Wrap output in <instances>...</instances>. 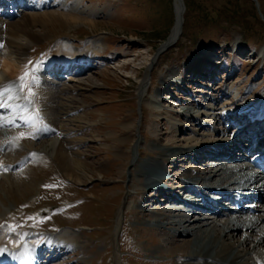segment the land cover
<instances>
[{"label": "rangeland", "instance_id": "obj_1", "mask_svg": "<svg viewBox=\"0 0 264 264\" xmlns=\"http://www.w3.org/2000/svg\"><path fill=\"white\" fill-rule=\"evenodd\" d=\"M61 1L9 19L19 20L24 14L37 13L33 14L36 18L31 28L43 36L28 45L23 56L27 58L25 69L11 83L22 84L26 96L35 97L30 75L38 62L56 55L69 57L89 51L95 67L79 76L68 75L60 82L67 83L71 88L69 95L75 97L72 107L76 110L73 122L68 124L71 126L68 134L75 138L74 147L84 152L82 157L91 164L90 170L82 183L68 178L54 158L40 150L48 139H40L33 154L28 153L27 146L21 149L10 145L4 154L0 151V159L14 163L12 168L21 157L25 156L23 163L30 161L20 171H9L10 176L0 174V227L12 225L10 237L20 234L24 240L27 233L41 238L51 234L57 238L62 236L61 239L65 234L74 236L77 242L69 247L70 254H64L66 257L53 264H115L112 253L117 255L118 264H177L176 254L183 253L180 247L187 249V243L181 242L177 247L178 235L170 228L160 230L154 224L159 213L176 215L177 212H165L167 204L160 202L162 198L157 193L153 195V188L145 189L138 184L134 164L154 162L160 174L182 185L186 184L180 181L186 168L211 170L214 175L219 166L215 169L214 165L207 164L210 159L205 156L199 158L198 164H191L195 154L186 155L174 170L167 162L161 163L155 153L159 144H183L192 135L186 124L194 127L199 135L206 132L205 127L174 112L188 107L191 111L206 110L205 107L213 104L236 106L263 93L264 0H187L182 32L177 42L163 51L159 50L161 44L174 26L173 0H80L78 8L77 0ZM60 14L75 16L77 21L63 22L57 18ZM50 15L53 17L49 18ZM235 45L241 50L255 47L256 55L252 58L229 55L224 64L207 66L210 73L214 69L213 79L209 81L208 74L204 80L199 78L198 69L204 68L207 54L219 50L230 52L229 48ZM114 57L116 60L107 62ZM144 77L148 87L141 101L137 88L139 79ZM182 77L195 84L187 85ZM197 81L204 86L196 84ZM255 90L258 93L253 94ZM155 96L161 108L154 112L148 107V101ZM185 99L189 101L184 103ZM172 118L180 122L179 127H171ZM134 124H138V130L130 128ZM129 129L139 145L126 158L130 163L125 164V158L117 156L112 146L130 147L114 139H121ZM234 131L232 127L225 129L227 134ZM14 133L0 127V137L4 139L10 140ZM19 137L16 142L27 145L29 134L20 132ZM248 142L247 146L251 139ZM100 166L103 174L98 171ZM162 182L159 179L158 183ZM134 193H138L136 197L129 198ZM127 206L132 213L124 210ZM261 214L264 215V201L257 210L259 218ZM257 216L254 220H260L262 227L264 218L257 219ZM160 221L164 222V218ZM255 232L249 240L264 234V228ZM237 237L245 240V248L246 231L239 230ZM259 247L264 248V242Z\"/></svg>", "mask_w": 264, "mask_h": 264}, {"label": "bare ground", "instance_id": "obj_2", "mask_svg": "<svg viewBox=\"0 0 264 264\" xmlns=\"http://www.w3.org/2000/svg\"><path fill=\"white\" fill-rule=\"evenodd\" d=\"M19 1L21 2V0ZM28 1V9L38 10L41 7L44 8L46 6H51L52 4L50 3H53L56 0ZM79 1L80 0H77L76 2L77 8L79 6ZM65 3H67L66 0ZM12 11H14V9ZM27 14H24L19 20L9 21L10 18L7 19L5 18V14L2 13L1 15L0 13V119H2L0 121V126H6L9 124V122H7L1 116L7 114L9 117H13L11 122V126L13 128H8V132L11 133L14 131V136H16L10 138V140L2 138L3 136L0 137V146L4 147V151L9 150L8 146L10 145H16L21 149H24V147L27 146L28 153L33 154V152H35L34 146L37 144L35 141L40 136L52 135V138L42 143L40 150L52 156L58 163V166L62 172L68 178L75 182L82 183L86 173H88L90 170L89 166H91V164L86 163V159L82 157L85 155L84 152L74 147V136L68 134V130H70L71 127L68 126V124L73 122V114L76 110L74 106L72 107V101L75 100V97L69 95V91L71 92L70 86L66 85L67 83L65 84V82L61 83L57 78L55 80L47 79L43 73L45 69L50 66L53 60L46 61L42 69L39 68V70H34L32 73V85L35 87V97L27 99L22 91V86L18 85V83H11L13 78L16 79L14 76L18 77L25 69L24 65L26 64L27 58L25 59L23 56L27 54L28 45L32 42L38 41L43 37L40 33L33 31L31 28L34 25L33 22L36 18V16L34 17L33 14L36 15L37 13H32L29 15ZM183 14L184 9L181 5V1L175 0V23L168 39L161 44L159 50L162 49L163 51L177 42L182 32ZM64 15L65 14H60L57 18L69 24L77 21L75 20L77 17L74 18L75 16L71 18L70 16L66 17ZM46 16L48 17V14H46ZM51 17L53 16L50 15L49 18ZM88 52L82 53L80 57H78V61H81L83 57L89 56ZM114 60H116V57L110 59L109 61L111 62ZM64 61L67 62L68 58H65ZM151 63H153V59ZM151 63L148 64V68H150ZM125 65L127 66V64ZM139 81L137 94L138 98L141 101H144V93L148 87V81L146 77L139 79ZM215 91L216 90H214V93H216ZM256 93H258L257 90L253 92V94ZM256 97L257 98L253 97L249 100L237 103L236 106H234V103L233 105L231 104L232 106H228L227 103V105L225 104L222 106L213 104L205 107L206 110L200 109L191 111V109L188 107L183 108V110L180 112H174V114L183 116L187 121H195L198 126L205 127L206 132L205 134L202 133L199 135L194 127H190L188 124H186V127H189L192 135L184 139L183 144L181 145H174L173 142L159 144L160 146L157 147L159 150L156 151L155 155L158 156L161 163L167 162L168 164L172 165L174 170L180 166V163L184 161V157L186 155L192 153L199 154L200 152L201 156H203L207 155L208 153L213 154L214 152H218L221 153V156H228L227 153H229L232 149L220 146L226 145L227 142H233V148H239L245 144V141L247 140L246 136H249L250 133H243L246 130L244 128L239 130L237 134H245L244 137H246V139H241L240 142L237 143L234 142L236 141L234 139L236 135H226L224 128L221 129L222 127L220 126V123L221 121H229L227 115L233 111L237 112L241 109H250L255 111L261 110L264 112V91L261 95ZM188 101L189 100L186 102ZM148 107L154 112L159 111L158 109L161 107L156 96L148 101ZM219 110H221V112ZM213 121L216 124L215 126L212 125ZM258 122L259 124H262L261 119H259ZM170 123L172 124L171 127H179L180 125V122H178L176 119L170 120ZM217 124L221 128L218 127ZM17 126L20 128L21 132L30 131L33 134L34 140L27 142V145L23 144L21 146L18 144L16 142V138H18L19 129H14V127ZM182 126H185V123H183ZM130 128L138 130L139 126L138 124H134V126L132 125ZM247 129H250L249 126ZM161 134L162 133H160V135ZM215 136H219V138ZM114 139L124 145H130V147H120L116 144L112 146V149H115V154L117 156L125 158V164L130 163L126 160V158L129 157V155L133 153V150L139 145V140L136 139L134 132L132 129H129V132L124 134L121 139L115 137ZM155 143L157 142L155 141ZM263 143L264 142L262 139L259 140L255 149L259 147L261 148ZM205 148L207 150H205ZM217 148L219 150H217ZM204 150L205 152H203ZM197 157L198 156H196V158ZM133 162L134 160L132 163ZM197 162H201L199 158L195 160V163ZM137 165L134 164L135 168H137L136 170L138 171L137 182L140 186H142V188H153L156 193L162 188L161 183H158L159 179H162L163 182H166L168 185L170 184L171 187L185 189V191H191L194 193L193 196L195 197V200H199L202 202V204L208 206L211 200L201 194V192L211 190L214 191L212 192L214 195H233L235 194L233 191H239V195L241 196L245 195V193H247L246 191L249 190L251 185L256 182L259 184L258 187H254L255 190L261 192V194H264V179L261 176L244 172V169L247 166L253 165L252 162H249L248 164L244 163L243 165L245 166L243 167H240V163H232L231 165L226 166L224 162H220L217 164L219 167L215 171L214 175H211V170L204 171L197 168H186V172L183 174V180H180L182 183L184 181L186 183L185 185H182L180 182L177 183V181L160 174L156 169V164L154 162H145V164L140 163V165ZM102 168L103 166H100L98 171L99 173L103 174ZM9 170V160L6 161V159H0V172L10 176V173L8 172ZM229 178L230 180H228ZM191 181L196 182L197 184L193 185L191 184ZM137 194L138 193L131 194L129 198L134 199ZM230 197L228 198L230 199ZM169 199L173 198H171V196L167 193L166 197H163V200L166 202L165 204L169 203ZM183 201L184 202H179L178 208H175L172 205H167L165 208V212H171L175 210V212H177L176 215L163 212L158 214L159 219L154 220L155 226L160 230L170 228V231L174 235H178L179 239L176 241L177 247H180V244H182L181 242L187 243V249L185 247H180V249L182 248L183 253L178 252L176 254L177 264H264V248L259 247V244L261 245L262 242H264V234H261V236L257 238H255V236L252 240H249V236L251 237V234L256 233L255 231L257 229L264 228V225L260 227V220H254L256 219V216L253 217L252 215L248 214V212H242L243 215L240 216L228 214L222 219L214 218L210 220L205 219L204 217L200 219L199 216L201 215L197 211V208H194L189 212L184 210V203L187 200L184 198ZM124 210L132 213L131 208H128V206L125 207ZM217 214H220V212ZM259 216L260 218L257 216V219L264 218V215L262 214ZM160 218H164V222H161ZM11 226L10 228L0 227V246L2 247H13L20 245L24 241L20 234L18 236L10 237L9 234L12 232ZM241 229L246 231V237L248 239V245H246L245 248H243V243H245V240H239L237 237V232ZM46 242L55 243L54 247L56 246V243L59 245H64L63 248H65V250H59L58 253L63 257L67 251V246L73 245L75 242H77V240L74 236L65 234V237L62 239L48 236L46 238ZM40 249L41 248L39 246L34 247L36 255L41 252ZM180 258L181 260H179Z\"/></svg>", "mask_w": 264, "mask_h": 264}, {"label": "snow or ice", "instance_id": "obj_3", "mask_svg": "<svg viewBox=\"0 0 264 264\" xmlns=\"http://www.w3.org/2000/svg\"><path fill=\"white\" fill-rule=\"evenodd\" d=\"M24 75H28V73H25ZM23 78H24L23 76L20 77L21 80H23ZM21 135L23 136V134H21ZM2 253H3V250L0 249V254H2Z\"/></svg>", "mask_w": 264, "mask_h": 264}, {"label": "trees", "instance_id": "obj_4", "mask_svg": "<svg viewBox=\"0 0 264 264\" xmlns=\"http://www.w3.org/2000/svg\"><path fill=\"white\" fill-rule=\"evenodd\" d=\"M187 7H188V5H187Z\"/></svg>", "mask_w": 264, "mask_h": 264}]
</instances>
